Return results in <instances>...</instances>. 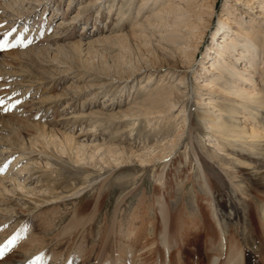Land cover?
I'll return each mask as SVG.
<instances>
[{"label":"rangeland","instance_id":"374dc122","mask_svg":"<svg viewBox=\"0 0 264 264\" xmlns=\"http://www.w3.org/2000/svg\"><path fill=\"white\" fill-rule=\"evenodd\" d=\"M193 1L186 22L168 2L0 0V264H207L213 213L232 212L226 233L261 264L264 31L234 75L204 68L223 32L258 28V0ZM252 76L263 98L244 111Z\"/></svg>","mask_w":264,"mask_h":264},{"label":"bare ground","instance_id":"6f19581e","mask_svg":"<svg viewBox=\"0 0 264 264\" xmlns=\"http://www.w3.org/2000/svg\"><path fill=\"white\" fill-rule=\"evenodd\" d=\"M25 1L26 0H23V2H25ZM238 1H240V0H238ZM242 1H245V3H246L245 5H247V4L254 5L252 3V1H250V0H242ZM165 3H167V5H176L177 11H180L179 12V18L182 19V20H184V18H185L186 19L185 20L186 22H189L190 21V18H189L190 11H189V9H190V7L193 6L192 5L194 3L193 0H141L140 10H143V9L147 8L149 5H155L156 6V5L165 4ZM255 7L257 9H259V12H258V16H256V18H255L256 20L255 19H253V20L256 21L255 22L256 24H258V26H257L258 28H255L253 30L254 33L252 32L251 34L250 33L247 34L248 33L247 31H245L243 34H241L239 32V30H234V29L233 30H230L229 29L228 33L227 32L226 33L223 32V34H222V40L223 41L220 42V44H219V46L217 48V51L214 54L216 56L212 59L213 60L212 65L209 66V67L204 66V68L206 70L208 68V70H209L208 72H213L214 73L215 72V68H217L218 70H220V72L222 74L227 75L228 77H230V76L234 75V73H233L234 63H231L232 60H235L236 62H238L242 58H244V60H247V58H249V57L251 58V56H249V55H251L250 54L251 50H254L253 47L255 46V44L257 43V41L259 40V38H257L259 36V32L261 30L264 31V0H258V1H256ZM27 12H29V11H27ZM185 26L186 25H184V27ZM195 26H196L195 24H189V27L188 28L190 29V31H193L196 28ZM178 37L183 38L184 35H182L181 33H179V36ZM187 39H188V37H187ZM261 41L263 42L264 39L261 40ZM260 47H261V45H260ZM238 48L239 49L241 48L242 50L239 51ZM260 50L264 53V47H261ZM242 52H244V53L242 54ZM231 58H232V60H231ZM254 62H256V61H254ZM253 70H254V67H253ZM250 78H252L250 80L251 81V84H249V86L246 87V90H241V92H240V94L243 93L244 95L247 96L248 102H249V103H246V104L242 105V109L244 107V111H246L247 108H250V104H254L259 98L261 99V97L263 98V95H261L260 93H257V88H256L257 85H256V82L253 80L254 79V76H252ZM215 79L216 80L213 79L212 81H210V84H212V87H213L214 81H216L217 84L219 82L221 83V81L217 80L218 78H215ZM181 84L182 83H179L178 86H177V89H178V92L177 93H180L181 92L180 89H179V88L182 87V86H179ZM224 85L227 86L228 83H226ZM182 94L184 95L185 93L182 92ZM166 96L167 95H165V93L162 94L161 99H158L157 102L160 101V103H166V104H168L169 103V101H168L169 98L166 97ZM166 98H168V100ZM155 101H156V98H155ZM177 101L179 102V100H177ZM208 101L209 102L206 104V107L208 109L211 108L210 114H213L214 113L213 111L215 110V108L212 105V98H209ZM251 108L254 109V105H252ZM170 109H169V111H171ZM212 109H213V111H212ZM186 111H187V109H186ZM218 115H220V114H218ZM132 116H136V114H132ZM215 117L216 116H212L211 117L213 119L212 122L215 121V124H213L212 126L210 125V127H209L212 130L213 129L216 130L217 127L219 126V123H221V121H222L221 120V118H222L221 116H220V118H217L218 119V122H216V120H215L216 118ZM187 119L189 120V117L186 114V118H185V120L182 121V126L180 127V130L181 131H182L183 128H186L187 127L186 126L188 124V120ZM234 121L236 122V124H238L237 122L239 120L234 119ZM224 129H226V126L224 127ZM230 141L234 144V145H231L230 149L237 148L239 146L238 139H231ZM254 144H255L254 142H251L250 145H249V148H251V146H255ZM260 146L261 145H258V143H257V146L256 147H260ZM169 156L170 155H165V156L162 155L161 156L162 158H160V159H162V160L165 161V163H164L165 164L164 165V169L169 164V160H168L169 159ZM160 159H155V160H150V161L142 160L140 162L142 164L147 165V167H148V166H150V163L151 162H153V161H161ZM21 160H22V158L18 159L17 162H19ZM91 160H93V156H91ZM197 161H198V159H197ZM113 163H115L116 165H118L119 164V161L118 160H115V158H114L113 159ZM142 164L140 166L141 167H144V166H142ZM46 165L49 166V164H46ZM23 172H24V170L19 171L16 176H18V178L20 176L22 177L21 174ZM20 183H21V181L16 186V190L18 189L19 191L25 192L27 185L25 186L24 182L22 184H20ZM1 188H2V191L1 192H3V187H1ZM32 191H34V189H32L31 192ZM8 192L9 191L5 187L4 188V193H2V194L8 193ZM38 194H40V192ZM158 205L160 206L161 209H163V203L159 199H158ZM233 211H235V208H234ZM160 215H161L163 221L169 220V215L165 211H160ZM212 217H213V220L218 224L217 225L218 238H217V241L214 242V244L212 243L210 245V249H209L210 250V255H209L210 257H209V261H208L207 264H248L247 263V253L248 252L245 249V246L242 243L241 238H238V236L240 234H239V231L237 230V228L235 230L234 235H232L231 238L226 233V231H227V225H235L236 226L237 224L240 223V217H239V215L237 213L232 212L230 214L228 213V217H227V215L225 216V215L213 213V216ZM163 231H164V233L167 232L168 231V227L165 226ZM133 235H134V232L133 231L132 232L130 231L129 234H128V236H127L128 239H130ZM162 237L163 238L161 240L162 241L161 244H162V248L164 249L165 254L166 255L172 254L171 250L175 247V244H173V242H171V240H170L171 235H163ZM263 238H264V236H262L261 238L259 237L258 242L261 241ZM134 246L136 247V249L134 248ZM137 248L138 247H137V245L135 243L133 245H131V247H130L129 255L130 256L132 255V258L133 259L134 258H137V255L135 253V251L137 250ZM141 248L145 250V246H142ZM257 251L259 253L264 252V244H259L257 246ZM262 260L263 261L260 262V263L261 264H264V258ZM179 263H181V260L180 259H178V263L177 264H179Z\"/></svg>","mask_w":264,"mask_h":264},{"label":"snow or ice","instance_id":"6c2138e0","mask_svg":"<svg viewBox=\"0 0 264 264\" xmlns=\"http://www.w3.org/2000/svg\"><path fill=\"white\" fill-rule=\"evenodd\" d=\"M3 47H7V44L5 43V45H3Z\"/></svg>","mask_w":264,"mask_h":264}]
</instances>
